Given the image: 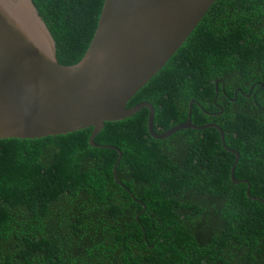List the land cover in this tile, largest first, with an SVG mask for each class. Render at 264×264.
I'll list each match as a JSON object with an SVG mask.
<instances>
[{"label":"trees","instance_id":"trees-1","mask_svg":"<svg viewBox=\"0 0 264 264\" xmlns=\"http://www.w3.org/2000/svg\"><path fill=\"white\" fill-rule=\"evenodd\" d=\"M57 61L78 63L104 0H31ZM217 82V83H216ZM148 110L39 139H0V264H264V0H217L127 103ZM191 108L189 110V105ZM249 189L248 197L246 191ZM137 201H140L138 203Z\"/></svg>","mask_w":264,"mask_h":264},{"label":"water","instance_id":"water-1","mask_svg":"<svg viewBox=\"0 0 264 264\" xmlns=\"http://www.w3.org/2000/svg\"><path fill=\"white\" fill-rule=\"evenodd\" d=\"M217 0H104L90 44L71 66L56 58L55 42L31 0H0V139H39L92 128L89 145L105 122L121 121L148 110L147 130L157 140L195 126L188 118L162 134L153 130L154 109L148 102L128 101L167 63ZM217 83V82H216ZM189 105V110L191 104ZM248 197L249 189L246 191ZM140 203V201H137Z\"/></svg>","mask_w":264,"mask_h":264}]
</instances>
